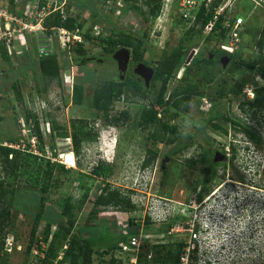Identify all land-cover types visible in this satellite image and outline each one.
I'll return each instance as SVG.
<instances>
[{"label":"rangeland","instance_id":"rangeland-1","mask_svg":"<svg viewBox=\"0 0 264 264\" xmlns=\"http://www.w3.org/2000/svg\"><path fill=\"white\" fill-rule=\"evenodd\" d=\"M27 1L14 0L16 6L12 9L17 10V14L22 12ZM51 1L62 2L63 0ZM66 1L70 5V14L76 18V24L82 25L79 30L80 36L88 33L93 40H87L85 37V40L82 39L84 55L74 46H70L65 51L56 48L57 61L64 67L58 80L44 78L38 69L37 47L42 44V41L46 42V38H40L42 36L29 37L28 49H23L22 54L17 56L18 52L12 51L11 62H5L0 52V143L9 144L8 137L21 134L20 142L17 143L19 149L24 146V150H29L31 140L34 138L37 143L35 154L40 158L38 166L42 167L46 161H50L63 164L67 169L66 173H55L53 182L56 181V183L47 193L41 192L39 187H32L34 175L27 174L23 178H14L5 174L0 176L7 182L3 188L6 194L0 195V223L6 222L9 226L5 231H0V240L5 234L11 233L24 250L31 239L30 232L36 219V211L43 207L44 216H40L39 226L31 246L39 239L44 241L43 232L48 224L46 218L53 213L60 216L61 203L69 199L72 205L71 218L76 222L73 232L76 235L81 232V235L87 237L89 244L94 248L92 264H110L112 258L120 260V264H152L151 258H156L155 264H174V256L178 251L181 252V247H178L180 241L188 242L189 235L186 232L183 236L172 233V236L166 237L167 232L173 224L183 225L188 221L177 218L168 222L147 224L144 208L138 205H144L149 195L172 198V195L177 193V187H184L191 181V187L197 186L196 191L198 187H202L203 195L212 194L210 201L214 203L222 198L225 190H228V186L224 184L231 177L235 182H244L242 186L247 189L256 188L255 193L250 194L246 191L245 196H242L240 190L243 187L240 188L241 186L237 185L239 198H243L241 205L244 208L242 209L249 216L250 212L259 213V209L253 208L247 201L253 198L255 203L261 196L260 203L264 204V110L254 113L246 106L245 113L241 110L246 99L240 85L245 82L255 89L264 85V78L246 70H236L235 63L243 59L246 62H254L256 66H264V55L258 52L256 47L257 39L264 26V12L256 10L249 17L252 4L248 0H238L239 3L238 5L236 3L232 15H241L246 19L245 32L240 40L238 54L224 65L221 61L212 60L214 58L212 54L217 53L214 41L205 42L203 38L206 35L203 31L199 33L198 27L193 31V41L187 45L188 55L185 64L174 71L164 96L167 97L185 85V82L181 80L184 66L189 65L197 54L202 53L206 56L212 53L210 58L212 61L206 64V67H197L194 73L186 75V79L198 87L194 102L191 101L188 104V112H176L168 107L164 115L161 113L160 116L164 120H168L181 132L177 141L169 145L160 141L162 132L158 126L142 128L138 125L142 108L154 101L158 90L157 86H151V81L145 88V91L149 92L147 101L135 97L128 101L126 99L115 102L108 100V82L121 80L117 63L113 59L120 48L108 53L95 38L118 33H129L140 37L146 32L148 34L145 39L147 51L144 60L148 64L151 60H157L164 50L172 51L183 37H188L187 30L191 24L177 21L175 6L167 7L164 17H159L160 19L154 23L149 17L146 20L133 11L131 2ZM138 4L140 5V2ZM7 7L10 8L8 0H0V9ZM141 7L143 10L147 9L143 3ZM193 50L194 56L188 64L187 58ZM82 58L87 59L84 64H80ZM131 66L130 60L128 72L141 80L142 77L139 78V75L134 72L135 68L133 70ZM76 84L82 89L79 104L73 102V87L70 90V86ZM233 91L240 93L234 94ZM17 92L21 95V99L18 98ZM124 112L129 115L128 119L123 116ZM31 115L36 116L40 139L37 138L34 129L35 121L30 118ZM112 115H120L119 126H113L110 122ZM210 117L216 119L213 125H206ZM226 118L243 126H251L258 132L260 140L252 142L231 122L226 121ZM104 127L109 128V132H102ZM75 132L80 141L78 155L74 154L72 140ZM112 139L116 141L111 150L110 145L114 142ZM186 144L188 147L182 153H173ZM31 151L34 150L31 148ZM149 151H155L157 157L152 164L143 168V161L150 156ZM69 154L74 157L73 167L66 164L62 157ZM190 158L197 162L193 167H189L186 163V160ZM201 160L206 161L207 170L205 171L201 169L203 165ZM99 162L109 165L112 169L110 177L106 179L111 188L119 189L120 192L128 195L137 206L128 215L110 207L99 214H90L93 208L92 202L99 194L100 187L103 186L101 179L90 174L91 169ZM237 174H241L245 180L241 179V181V176L238 177ZM141 178L144 183H147L144 198L134 191L135 182ZM206 178L209 180L205 181ZM196 191L193 188L187 195L191 196ZM85 194L87 198L82 201ZM1 214H5L6 217H2ZM238 214L242 216V224L235 228H225L230 236H227V240L212 241L213 243L206 240L204 244H201L200 253L195 255L207 252L206 257L213 264H226L232 261L242 264L250 256L254 257L257 264H264V256L262 259L257 258L264 253L262 219L259 217L256 224L253 220L245 218L244 211H239ZM128 217L138 222L135 223L133 231H129L131 226L126 221ZM62 223L66 224L65 218L62 219ZM112 224H116L117 229L121 231L124 229L126 237L130 234L139 235L148 240L146 248L138 252L140 262L135 263L131 260L136 255L132 250L117 251V247L116 250L112 249L116 241L128 246L129 238L118 240ZM89 227H93L94 230ZM57 228L58 225L51 228L47 243H50ZM246 232L255 238L247 234L250 240L248 241ZM63 242L60 246L55 245L57 246L55 259L64 250L65 241ZM222 243L227 247L225 251L230 250V256L226 257L225 252L219 254L216 246ZM195 255H191L190 261L196 260ZM2 258L5 259L3 264H24L25 256L22 251L19 253L14 251L7 258L5 255ZM50 261L51 259L47 264H54ZM199 264H203V259Z\"/></svg>","mask_w":264,"mask_h":264},{"label":"trees","instance_id":"trees-1","mask_svg":"<svg viewBox=\"0 0 264 264\" xmlns=\"http://www.w3.org/2000/svg\"><path fill=\"white\" fill-rule=\"evenodd\" d=\"M109 1V0H108ZM122 2L129 3L131 2V7L133 11L137 12L139 15H141L144 19L147 20L149 17L151 21H155V19L158 17L160 11H161V1L160 0H121ZM44 2V0H43ZM140 2V5L138 4ZM220 1H216L214 6H217ZM9 6L12 9L14 6V0H8ZM46 3V2H44ZM147 8L146 10H143L141 7V4ZM67 18L65 21H62L59 13H52L48 17L45 18L44 26L46 29H50L53 27H64L65 29L69 31H74L75 29L80 30L82 28L81 24H76V18H73L70 14V5H68L67 2ZM224 15L222 14L217 23L214 25L212 30L209 32L208 35L204 36L203 40L205 42L214 41V47L217 48V53H208L206 56H203L202 53H199L195 56L194 60L187 66H184V71L181 76V80L185 82V85L183 87H180L170 93L167 97H165V92L167 88V84L172 78V75L176 68L179 66H183L185 64V59L188 55V49L187 45H190L193 41L192 39V33L198 27L197 31L201 33L205 29V26L208 25V23L212 19V12H207L203 6L200 7V9L196 12L195 21L192 23L190 28H188V37H183L178 45L170 52L164 50L162 54L159 56L157 60H151L150 63H146L144 60V55L147 51L146 42L145 39L147 37V33L144 32L143 35L140 37L134 36L129 33H118V34H111L106 37H100L96 36L97 42L100 43V45L103 47V50L112 53L117 48H126L129 49L131 52V63L132 64H139L144 63L145 65H149L153 71L152 78H151V86H157L158 90L155 95L154 101L149 102V104L146 107H143L140 116H139V122L138 125L140 127H149L151 125H156L160 128L162 134L159 138L160 141L164 142L165 144L172 145L174 144L177 139L181 136V132L177 129L176 126H173L169 123L168 120H164L163 117H161V113L163 115L167 112V108L171 107L176 112H188V104L192 101L194 102V98L197 93L198 87L191 84L187 79V74H192L198 67H206V64L210 63L212 60H218L220 61L223 52H221L218 48L219 44L222 43L225 39V33L224 30H222V24L224 21ZM90 32V31H89ZM243 35V34H242ZM87 40H93L91 36L86 33L82 36V39ZM16 43H20V38L15 39ZM29 41H27L28 43ZM26 43V48L28 49V44ZM80 43H76L74 45L75 48H77L78 52L84 55L85 51L83 50V45ZM106 46L108 48H106ZM256 47L258 52L262 53L264 55V26L263 29L260 32V36L257 39ZM25 48V49H26ZM0 52H2V59L4 61H7L10 59V56L8 55L6 48L4 45L0 46ZM23 53V51H22ZM20 53V54H22ZM19 54V55H20ZM214 55V58L211 60V56ZM238 54V51L232 55L229 56V58H233ZM18 56V55H17ZM87 59L82 58L80 61V64H84ZM197 68V69H198ZM236 70H246L249 72L254 73L255 75L264 78V66H256L254 62L248 61L246 62L243 59L237 60L235 63ZM38 69L42 76L48 80H58L60 78V73L64 69L63 66H61L57 58L55 56V53L53 54H46V55H39L38 59ZM247 84L243 82L241 86V91H243V88ZM18 93V98L21 99V95ZM234 94H239V91H233ZM107 97L108 100L111 102L119 101L121 99L131 100L132 98H139L141 100L147 101L149 99V92L145 91L144 83L140 80H138L135 76L128 73L124 80L121 81L119 79L116 80H110L108 82L107 86ZM243 94V93H242ZM82 95V89L79 85L73 86V102L75 104H79L80 98ZM246 101L242 104L241 110L245 113L244 107L246 106L248 110L253 111L254 113H257L261 110H264V85L256 87L254 89V98L253 100H248L246 96L243 94ZM99 98V97H97ZM203 99V98H202ZM123 116L125 119H128L129 115L124 112ZM30 118H33L35 121V130L37 138L40 139L41 135L39 132L38 124H36V116L31 115ZM110 122L113 123V126H119L120 125V115H112L110 118ZM216 119V118H215ZM214 118L210 117L206 121V125H213ZM226 121L231 122L228 118H226ZM232 125L236 128H238L241 133L244 134L249 140L252 142H258L260 140V136L258 135V132L252 128L251 126L241 125L237 122H231ZM216 127V125L214 124ZM225 131V130H224ZM226 133V132H225ZM21 134L16 136H10L7 138V141L9 144H17L20 142ZM78 134L75 132V134L72 136L73 144H74V154L78 155L79 152V138ZM18 145V144H17ZM188 145H183L182 147L176 149L173 153H182ZM28 148V146H27ZM23 150V151H22ZM233 150V149H232ZM149 157H147L142 164L143 168L148 167L150 164H152L156 157L157 153L150 152L149 151ZM169 158V157H168ZM38 161H40V158L32 154L30 150H24L22 149H16L10 146H6L4 143H0V176L2 174H5L6 176H13L18 178H23L27 174L34 175V181L31 184L32 187L36 188L39 187L41 192L47 193L51 186L56 183V181L53 182V177L55 173L61 172L66 173L67 169L64 168L63 164H55L54 162L46 161L44 163V166L40 167L38 166ZM200 161V160H199ZM202 161L201 169L203 171L207 170L206 161ZM186 163L189 167H193L197 162L190 158L186 160ZM44 167V168H43ZM91 175L99 178L102 180V187H100L99 194L96 195L93 203V208L91 210V215L99 214L104 209H107L108 207L116 209L119 212H123L124 215H128L129 212L134 211L137 206L131 201V198L120 192L119 189L111 188L110 184L106 182V179H108L111 175L112 169L109 165L99 164L91 169L90 171ZM242 178H240L241 180ZM209 180V178H206L205 181ZM7 182L4 180V178H0V195H5L6 192L3 189ZM191 181L188 183V185H184V187H177V193L180 190H183L185 194L188 193L189 190L196 189L197 186L191 187ZM202 188V187H201ZM204 190L201 189V191ZM202 193H199V196ZM87 198V195H84V198L82 201H85ZM62 205V212L60 216L58 214L53 213L52 215H49L47 217L48 224L44 228L43 236L44 241L47 243V240L50 235V231L52 226L58 225V228L55 233H53L50 243H48V249L46 252V257L44 260H41L39 264H47L49 259H51V263L56 258L55 253L57 252V246H60L63 241H65V245L67 246L66 250L64 251L63 255V261L66 264H92V255L94 253V248L91 247L89 244L87 237L85 238L83 235H81V232L77 235L73 232V228L76 225V222L74 219L71 218V210L72 205L69 203V199L64 200ZM102 208V209H101ZM101 209V210H100ZM43 207L38 209L35 214V221L33 223V226L31 228L30 236L31 239L29 240L28 245L24 248L22 253L24 254V264L27 263L28 256L31 252V244L33 242V238L35 237L37 228L39 226L40 216H44ZM2 217H6L5 214H1ZM65 218L66 224L62 223V219ZM128 224L131 226L129 231L134 230V223L133 220L128 217L126 219ZM146 223L149 224L148 218L146 219ZM0 231H5L9 226L6 222H1ZM3 224V225H2ZM114 225V231L115 235L117 236V239H124L128 238L126 237L125 230L121 231V229H117L116 224ZM122 226V223H121ZM89 229L94 230L93 227H89ZM87 230V229H85ZM131 236V234H130ZM129 239V238H128ZM128 241V240H127ZM64 243V242H63ZM117 244V243H116ZM55 245H57L55 247ZM144 244L141 246L140 250L146 248ZM117 245L112 247L113 250H116ZM178 247H182V244L178 245ZM60 249V248H59ZM19 253V252H18ZM5 255L9 256L8 254L3 252V239L0 240V264H3L4 260L2 257ZM11 255V254H10ZM179 251L174 256V264H179ZM56 260V259H55ZM141 260L137 256V263ZM156 258H151V263L155 264ZM54 263V262H53ZM120 260H117L115 258H112L110 260V264H120ZM61 264V262L59 263ZM196 264V263H191Z\"/></svg>","mask_w":264,"mask_h":264},{"label":"built area","instance_id":"built-area-1","mask_svg":"<svg viewBox=\"0 0 264 264\" xmlns=\"http://www.w3.org/2000/svg\"><path fill=\"white\" fill-rule=\"evenodd\" d=\"M119 1L122 3L121 0ZM160 1L162 4V11L167 9V7L175 6L177 9V21L180 23H190L192 25V23L195 21L196 12L201 6H203L207 12H212V19L203 30L205 35L209 34L214 25L217 23L219 17L223 14L225 18L221 29L224 30L225 39L219 44L218 47L228 56H232L238 51L241 36L245 32L246 26L245 18H243L241 15H232V11L236 3L238 4V0ZM216 1L220 2L217 6H214ZM248 1L252 4L251 11L248 14L249 17L256 10H261L264 12V0ZM15 6L16 3H14L13 8ZM23 7L24 10L18 14L16 12L17 10L10 8L8 9V7L0 9V46L4 45L9 56L12 55V51L18 52L17 55L22 53V50L26 48L25 46L27 41H30L29 37L37 38L38 36H42L40 38H46V42L43 43L42 41V44L38 45L37 47L39 55L53 54L56 52L57 47L62 50H66L70 46H74L76 43L82 42V37L80 36L78 29L69 31L62 26L46 29L44 26L45 18L52 13L58 12L62 21H65L67 18L66 0H63L62 2H53L48 0L46 3H44L43 0H28ZM157 19H159V15ZM16 38H20L21 42L19 44L16 43ZM11 60L12 59L10 57V59L5 62H11ZM242 93L248 100L251 101L254 98V87L251 85H246L243 88ZM31 143V147L35 153L37 143L35 142L34 138L31 140ZM11 147L18 148L19 146ZM238 182H235L233 178L229 177L228 181L224 184L225 186H228V190H225L222 198L218 199L216 202L214 201V203H211L210 201L213 195H203L201 191L202 188L198 187L197 191L195 189L196 192L191 196L185 194L183 190H180L178 193L172 195V198H166L162 196L156 197L155 195L151 194L146 198L144 205L141 204L138 206H142L144 208L143 211L145 220L148 218V221L151 224L168 222L177 218L187 220L188 222L183 225L178 223L173 224L170 230L167 232L168 234L166 237L172 236V233H176L177 235L182 234V236L185 232L188 233V242H183L182 240L180 241L182 247L179 256V264H199L201 260V254H195L200 253L201 244H204L206 240L211 241L209 243H213L212 241L219 242L222 239L227 240L229 231H225V228H235L242 224V216H239V211H244L246 214L245 218H249L251 221L253 220L256 224L259 217L262 219V223H264V204L261 205L260 203V201H262V198H260L261 196L256 199L255 203L253 198L247 201V203L253 206V208L256 210L259 209V213L253 214V212H250L249 216V214L242 209L244 208L241 205V200H243V198H239V188L237 185H240V188H244V190L243 188L240 190V194H242V196H245L246 191H248L250 194L255 193L254 191H256V188L247 189L242 186V183L244 182ZM146 185L147 183L137 184V187L134 188L135 193L137 192L139 194L138 196L144 198V192L147 191ZM137 190L141 193H139ZM232 191L234 193H232ZM200 192L202 194L199 196ZM135 193L134 195L137 194ZM132 220L134 224L138 223L136 219L132 218ZM245 235L247 238V233ZM145 239L146 238H141L139 235H131L128 239V246L120 244L121 249L124 251H134L136 255L131 260H134L136 263L137 255L141 246L146 244L148 241ZM48 243L42 239L35 241L33 246H31V252L28 256L26 264H39L41 260H44L48 249ZM66 248L67 246L65 245L64 250H66ZM216 248L221 249V251L218 250L219 254L225 252L226 257L231 255L230 250L225 251L227 247L224 243H222V245L217 244ZM64 250L59 254L54 264H59L60 262L61 264H66L63 261ZM14 251H23L22 245L18 243L13 234L7 233L3 238V252L10 255ZM191 255H195L196 260H191V262Z\"/></svg>","mask_w":264,"mask_h":264},{"label":"water","instance_id":"water-1","mask_svg":"<svg viewBox=\"0 0 264 264\" xmlns=\"http://www.w3.org/2000/svg\"><path fill=\"white\" fill-rule=\"evenodd\" d=\"M194 50L190 53V55L187 58V63L191 61L192 57L194 56ZM113 59L116 61L118 69H119V76L121 80H124L125 74L128 68L129 60H130V52L126 48H120V50L113 56ZM223 65L229 61V58L227 56H223L220 60ZM140 69V70H139ZM135 74L142 77L145 87H148L149 81L152 78L153 71L151 68L146 67L144 64H139L135 68ZM117 250H121V246H117Z\"/></svg>","mask_w":264,"mask_h":264},{"label":"flooded vegetation","instance_id":"flooded-vegetation-1","mask_svg":"<svg viewBox=\"0 0 264 264\" xmlns=\"http://www.w3.org/2000/svg\"><path fill=\"white\" fill-rule=\"evenodd\" d=\"M223 56H224V55L222 54L221 57H223ZM220 59H221V58H220ZM137 65H138V64H132L131 69L136 68ZM146 65H147V64H146ZM147 66H148V65H147ZM128 67H129V64H128ZM133 70H134V69H133ZM139 70H140V69H139ZM128 73H130V72H128V68H127V71H126L125 76H126ZM139 78H140V76H139ZM137 79H138V78H137ZM121 81H123V80H121ZM140 81H142V82L144 83L143 79H141ZM144 86H145V83H144ZM145 88H147V87H145ZM237 176H238V177L241 176V178L245 180V178H244L241 174H237ZM241 181H242V180H241ZM247 231H249V230H247ZM246 233L249 235V237H251V238H255L254 236H251L250 233H248V232H246ZM247 240H248V238H247ZM248 241H250V240H248ZM219 250L221 251L220 248H219ZM206 253H207V252H202V253H201V259H203V264H211L212 262H211V260L208 259V257H206V256H207ZM262 256H264V253H261L257 258H258V259H262ZM212 264H213V263H212ZM226 264H237V262L232 261V262H227ZM242 264H257V261L254 259V257L250 256L249 258L246 259L245 262H242Z\"/></svg>","mask_w":264,"mask_h":264},{"label":"clouds","instance_id":"clouds-1","mask_svg":"<svg viewBox=\"0 0 264 264\" xmlns=\"http://www.w3.org/2000/svg\"><path fill=\"white\" fill-rule=\"evenodd\" d=\"M238 3H239V2H238ZM237 5H238V4H237ZM165 10H166V9H164L163 11H162V10L160 11V13H159V17H160V18H161V17H164V11H165ZM160 18H159V19H160ZM157 20H158V19L156 18L155 21H154V23H155ZM143 32H144V31H143ZM207 35H208V34H207ZM241 37H242V36H241ZM58 48H59V47H58ZM218 48H219V47H218ZM59 49H60V48H59ZM61 50H62V49H61ZM128 50H129V49H128ZM219 50H220V49H219ZM22 51H23V50H22ZM62 51H65V50H62ZM220 51H221V50H220ZM129 52H130V50H129ZM221 52H222V51H221ZM55 53H56V52H55ZM130 53H131V52H130ZM223 53H224V52H223ZM223 55H224V56H227V57L229 58V56H228L226 53H224ZM221 58H222V57H221ZM229 59H230V58H229ZM130 60H131V54H130ZM130 60H129V61H130ZM139 64H143V63H139ZM139 64H138V65H139ZM146 67H148V66H146ZM148 68H150V67H148ZM136 75H137V74H136ZM256 79H257V77H256ZM70 87H71V88H70V90H71L73 86L71 85ZM102 132H109V128L104 127V128L102 129ZM112 140H113L114 142H112L111 145H110V149H111V150L113 149V145H115V141H116L115 139H112ZM10 145H11V146H19V145H17V144H16V145H13V144H6V146H10ZM11 146H10V147H11ZM13 148H14V147H13ZM18 148H19V147H18ZM18 148H16V149H18ZM23 148H24V147H23ZM31 148H32V147H31ZM31 148L29 149L30 152H31L32 154H35L34 152L31 151ZM109 151H110V150H109ZM72 154H73V153H72ZM35 155H37V154H35ZM101 163L104 164L103 162H99L98 164H96V166L99 165V164H101ZM94 167H95V166H94ZM94 167H93V168H94ZM142 183H144V182H143V178H141V180L135 182V184H134V188L137 187V184H142ZM145 222H146V220H145ZM148 222H149V221H148ZM54 227H55V225L52 226V228H54ZM125 234H126V231H125ZM147 243H148V241H147ZM119 244H121V243H117V244H115V245L119 246ZM64 246H65V245H64ZM121 250H122V249H121ZM121 250H120V251H121ZM117 251H118V250H117Z\"/></svg>","mask_w":264,"mask_h":264},{"label":"bare ground","instance_id":"bare-ground-1","mask_svg":"<svg viewBox=\"0 0 264 264\" xmlns=\"http://www.w3.org/2000/svg\"><path fill=\"white\" fill-rule=\"evenodd\" d=\"M62 157H64L66 164L70 165L71 167H73L75 165L74 157L72 156V154L63 155Z\"/></svg>","mask_w":264,"mask_h":264},{"label":"crops","instance_id":"crops-1","mask_svg":"<svg viewBox=\"0 0 264 264\" xmlns=\"http://www.w3.org/2000/svg\"><path fill=\"white\" fill-rule=\"evenodd\" d=\"M46 217V216H45ZM47 219V218H46ZM118 243V241H116Z\"/></svg>","mask_w":264,"mask_h":264}]
</instances>
